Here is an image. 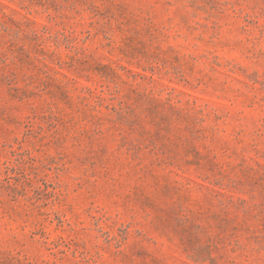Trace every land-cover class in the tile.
Wrapping results in <instances>:
<instances>
[{"label":"rangeland","instance_id":"obj_1","mask_svg":"<svg viewBox=\"0 0 264 264\" xmlns=\"http://www.w3.org/2000/svg\"><path fill=\"white\" fill-rule=\"evenodd\" d=\"M0 264H264V0H0Z\"/></svg>","mask_w":264,"mask_h":264}]
</instances>
